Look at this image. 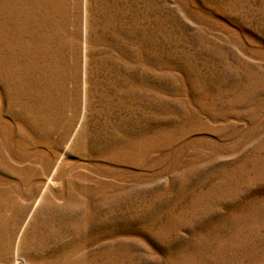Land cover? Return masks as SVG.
I'll return each mask as SVG.
<instances>
[{
  "label": "rangeland",
  "instance_id": "1",
  "mask_svg": "<svg viewBox=\"0 0 264 264\" xmlns=\"http://www.w3.org/2000/svg\"><path fill=\"white\" fill-rule=\"evenodd\" d=\"M264 264V0H0V264Z\"/></svg>",
  "mask_w": 264,
  "mask_h": 264
},
{
  "label": "bare ground",
  "instance_id": "2",
  "mask_svg": "<svg viewBox=\"0 0 264 264\" xmlns=\"http://www.w3.org/2000/svg\"><path fill=\"white\" fill-rule=\"evenodd\" d=\"M22 264H25V263H22Z\"/></svg>",
  "mask_w": 264,
  "mask_h": 264
}]
</instances>
